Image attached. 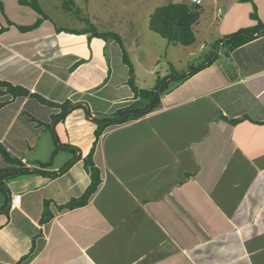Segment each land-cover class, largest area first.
I'll return each instance as SVG.
<instances>
[{"label": "crops", "instance_id": "obj_1", "mask_svg": "<svg viewBox=\"0 0 264 264\" xmlns=\"http://www.w3.org/2000/svg\"><path fill=\"white\" fill-rule=\"evenodd\" d=\"M62 4L0 0V80L31 93L0 87V264H264V34L224 42L258 18L264 25V0H203L222 51L96 143L88 112L111 115L136 100L125 43L71 32L87 24ZM143 22L130 21L139 45L176 51ZM111 30L123 39L124 28ZM67 101L82 107L55 122ZM93 148L100 185L67 207L92 182ZM3 151L47 171L7 176L18 163Z\"/></svg>", "mask_w": 264, "mask_h": 264}, {"label": "trees", "instance_id": "obj_2", "mask_svg": "<svg viewBox=\"0 0 264 264\" xmlns=\"http://www.w3.org/2000/svg\"><path fill=\"white\" fill-rule=\"evenodd\" d=\"M62 3V8L67 12H73L74 8L76 7L73 0H62ZM201 14L202 7L200 5L190 3L189 1H170L167 4L157 7L150 14L148 25L151 31L159 34L161 37L167 39L173 44L193 46L197 41L195 26L199 23ZM253 17L257 16L253 15ZM80 19L86 22V28L83 30H76L71 32H91L93 36L107 39L114 38L121 41L120 36L118 34L113 32H101L89 20H85V18L83 17H80ZM259 31L264 34V25L258 18V23L255 27L250 29H243L236 34L227 37L224 42L228 46H230V48H235L249 41L252 36ZM213 55L214 54L211 53L205 61L210 60ZM124 59L125 62L130 66V85L132 90L134 91L136 100L132 102L129 106L116 110L111 115L96 114V116H93L91 112H88L87 116L91 118L95 123H97V128L95 130V143L108 127L137 119L143 116L144 114L148 113L147 110L149 109L156 93L159 92L154 102V105L149 112L155 110L160 104V97L170 88L172 82H179L185 80L188 76L195 74L198 70H200V66H202L205 62L203 61L201 65L198 66L192 65L188 73L187 71L183 72L182 74H176L175 72H173L167 76H164L163 78H159L158 84L153 89H146L139 88L135 84L133 70L131 64L127 59L126 54L124 56ZM173 74L176 75L170 77ZM165 81L166 83H164ZM0 87L5 88L7 92L11 93L14 96L25 97L31 95L28 89L22 86L13 85L12 83H9L7 81L0 80ZM39 97L41 100L45 101L44 97ZM59 107L61 108V111L59 114L54 116L55 122L64 120L72 110L78 107H82V105L80 103H72L67 101L59 105ZM53 135L58 145V136L54 129ZM93 150L94 148L85 159V165L91 170L92 182L84 193V195L81 198L68 203L67 207H77L85 204L88 201L89 197L98 189V186L100 185L101 181L99 177V171L95 167L92 159ZM54 152H56V149ZM3 155L5 156V158L12 160V158H10V156L5 151H3ZM12 161L18 163V168H16L15 171L8 170L9 173L3 171V173L7 176H16L20 174L29 173H46L47 171V165L45 164H40L34 168H28L19 159L13 158Z\"/></svg>", "mask_w": 264, "mask_h": 264}, {"label": "rangeland", "instance_id": "obj_3", "mask_svg": "<svg viewBox=\"0 0 264 264\" xmlns=\"http://www.w3.org/2000/svg\"><path fill=\"white\" fill-rule=\"evenodd\" d=\"M170 1L174 2L176 0H79L80 3H83L80 6L77 5L74 11L68 14L76 18L79 16L83 17L91 23H95L94 21H96V25H94L101 32H113L118 34V32L111 29L115 28L122 30V28H124L125 32L122 31L123 33H121L123 34V39L121 41L115 40L120 44L123 41L125 43V51L133 70L135 84L137 86L142 85L146 89H153L158 84L159 78H163L173 72L183 73L189 71L192 65H201L211 53L217 55L219 50L222 51L223 49L221 45L222 37H219L215 30L216 25L211 26L213 16L209 12H204L201 15L199 24L196 26L198 31L196 37L198 41L191 48L179 45L176 51L171 50V48L170 50L164 49L159 56H155V53L153 55L152 52H150L151 50H149L151 47L153 50H158L159 47L154 42L148 43L149 45H144L143 43L139 45L138 41L142 37L140 36L139 38V35L143 34V32H133V29L131 30L132 26L130 21L138 20L139 25H144L143 19L148 18L149 20V12L152 13L157 7L167 4ZM123 10L128 11L129 14V17H124L125 20L123 17L120 18L117 16V14H121L120 11ZM126 19H129L128 25L123 24L126 23ZM207 26L211 27L213 32L209 34V37H207L208 35L206 36L207 40L204 42L205 48L203 49L201 44ZM134 27L136 28L137 24L134 25ZM148 28L149 27H146V31H148ZM133 42H135V46L132 45ZM126 44L129 45L130 48L127 47ZM191 51L194 53L192 54ZM151 70L154 72L151 73ZM156 70L158 71L157 74H155ZM173 83L174 82L171 84Z\"/></svg>", "mask_w": 264, "mask_h": 264}, {"label": "built area", "instance_id": "obj_4", "mask_svg": "<svg viewBox=\"0 0 264 264\" xmlns=\"http://www.w3.org/2000/svg\"><path fill=\"white\" fill-rule=\"evenodd\" d=\"M190 3L200 5L202 4L203 0H189ZM21 200V195L20 194H14L10 203V209H14L18 207L19 203Z\"/></svg>", "mask_w": 264, "mask_h": 264}, {"label": "water", "instance_id": "obj_5", "mask_svg": "<svg viewBox=\"0 0 264 264\" xmlns=\"http://www.w3.org/2000/svg\"><path fill=\"white\" fill-rule=\"evenodd\" d=\"M176 74H182V73H176ZM176 74H173V75H171L170 77H173V76H175ZM164 83H166V81H165ZM158 94H159V92L156 93V95H155V97H154V99H153V101H152V103H151L149 109L147 110V112H149V111L152 109V107H153V105H154V102H155V100H156Z\"/></svg>", "mask_w": 264, "mask_h": 264}]
</instances>
